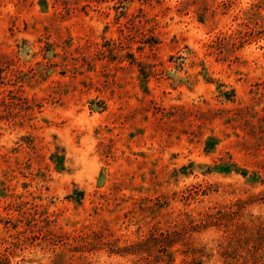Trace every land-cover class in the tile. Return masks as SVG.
I'll use <instances>...</instances> for the list:
<instances>
[{
	"label": "rangeland",
	"instance_id": "rangeland-1",
	"mask_svg": "<svg viewBox=\"0 0 264 264\" xmlns=\"http://www.w3.org/2000/svg\"><path fill=\"white\" fill-rule=\"evenodd\" d=\"M0 264H264V0H0Z\"/></svg>",
	"mask_w": 264,
	"mask_h": 264
},
{
	"label": "trees",
	"instance_id": "trees-1",
	"mask_svg": "<svg viewBox=\"0 0 264 264\" xmlns=\"http://www.w3.org/2000/svg\"><path fill=\"white\" fill-rule=\"evenodd\" d=\"M3 83L2 71L0 69V85Z\"/></svg>",
	"mask_w": 264,
	"mask_h": 264
}]
</instances>
